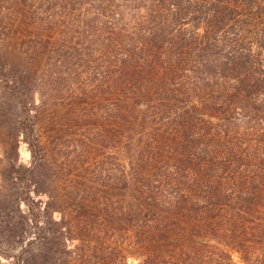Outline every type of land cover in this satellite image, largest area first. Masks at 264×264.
<instances>
[{
    "label": "trees",
    "instance_id": "trees-1",
    "mask_svg": "<svg viewBox=\"0 0 264 264\" xmlns=\"http://www.w3.org/2000/svg\"><path fill=\"white\" fill-rule=\"evenodd\" d=\"M132 258L264 264V0H0V264Z\"/></svg>",
    "mask_w": 264,
    "mask_h": 264
},
{
    "label": "rangeland",
    "instance_id": "rangeland-1",
    "mask_svg": "<svg viewBox=\"0 0 264 264\" xmlns=\"http://www.w3.org/2000/svg\"><path fill=\"white\" fill-rule=\"evenodd\" d=\"M21 155H22V161L24 163H29L30 162V160H31V153H30V151H29V149H28V147H27L26 144H22V146H21ZM72 260H73V258H68V262L69 261H72ZM130 264H139V260L136 259V258H132L130 260Z\"/></svg>",
    "mask_w": 264,
    "mask_h": 264
}]
</instances>
